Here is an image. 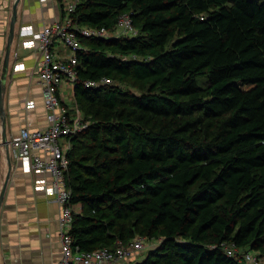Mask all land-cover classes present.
Masks as SVG:
<instances>
[{
  "label": "trees",
  "instance_id": "16d2710c",
  "mask_svg": "<svg viewBox=\"0 0 264 264\" xmlns=\"http://www.w3.org/2000/svg\"><path fill=\"white\" fill-rule=\"evenodd\" d=\"M126 13L137 36L77 54L91 123L67 154L73 245L141 237L159 243L132 264H246L264 254V0H81L71 16L113 31Z\"/></svg>",
  "mask_w": 264,
  "mask_h": 264
},
{
  "label": "crops",
  "instance_id": "0c3cea01",
  "mask_svg": "<svg viewBox=\"0 0 264 264\" xmlns=\"http://www.w3.org/2000/svg\"><path fill=\"white\" fill-rule=\"evenodd\" d=\"M13 1L0 0V83ZM63 5V0H20L17 5L9 68L0 98V191L9 173L0 204V264H54L61 256L60 207L52 196L36 188V180L44 179L43 185L50 186L52 179L49 175L24 172L9 142L22 127L36 130L48 125L37 77L41 52L23 47L20 29L31 26L38 31L50 26L62 18ZM54 51L60 57L68 55L67 48L58 42L54 44ZM59 92L69 112L74 114L78 108L74 89L65 85ZM28 102L34 106L28 107ZM81 209L80 205H73L75 214L81 213Z\"/></svg>",
  "mask_w": 264,
  "mask_h": 264
},
{
  "label": "built area",
  "instance_id": "2783aa9c",
  "mask_svg": "<svg viewBox=\"0 0 264 264\" xmlns=\"http://www.w3.org/2000/svg\"><path fill=\"white\" fill-rule=\"evenodd\" d=\"M64 1H66L64 3ZM63 16L48 27L34 30L31 26H23L19 35L26 49H38L41 56L37 62L38 82L42 87L43 106L47 113L48 125L45 129L29 130L22 127L10 140L14 156L20 160L23 171L35 175H49L50 186H44L43 180H36V188L42 189L52 196L60 207L59 241L61 256L54 264H127L143 249V238L135 237L128 244L118 242L110 248L92 251H81L73 245L70 230L74 221L73 205L70 202L71 192L66 183L68 170V152L71 140L88 128L89 123L83 118L79 109L71 114L59 92L63 86L73 88L77 80V54L83 49L81 39H111L120 35L134 33L131 13L117 18L115 29L110 31L104 27H90L76 23L71 14L75 11L79 0H63ZM58 42L68 50V55L60 57L54 51ZM86 87L95 88L112 84L110 78L103 77L99 81H86ZM33 107V102H28ZM229 256L235 255L236 249L226 248ZM241 260L246 264H260L254 252H245ZM132 259V260H133Z\"/></svg>",
  "mask_w": 264,
  "mask_h": 264
},
{
  "label": "rangeland",
  "instance_id": "374dc122",
  "mask_svg": "<svg viewBox=\"0 0 264 264\" xmlns=\"http://www.w3.org/2000/svg\"><path fill=\"white\" fill-rule=\"evenodd\" d=\"M81 0H79L80 2ZM66 1H64L65 3ZM138 34V31L135 29L134 33H131L129 35H126L128 37H134V36H137ZM206 80L205 78H199L198 79V85H200L201 87H204L206 85ZM121 85L124 87V89L134 93V94H139L142 90H143V86L141 85V83L137 82L136 80L134 79H125L124 81L121 82ZM83 118L88 121V123L90 124L91 121L88 117H86L83 113ZM79 150H76V152H78ZM159 243V241L157 240H152V241H148L146 239L143 238V249L136 255V258L135 259H131V261H128L127 264H132L138 260H140L146 253L149 249L157 246V244ZM257 255H259L258 259H259V262L260 264H264V254H261V253H257Z\"/></svg>",
  "mask_w": 264,
  "mask_h": 264
},
{
  "label": "water",
  "instance_id": "95a60500",
  "mask_svg": "<svg viewBox=\"0 0 264 264\" xmlns=\"http://www.w3.org/2000/svg\"><path fill=\"white\" fill-rule=\"evenodd\" d=\"M20 0H14L13 4H12V17H11V21H10V26H9V34H8V39H7V47H6V53L4 56V61H3V73H2V80L0 83V98L2 96V92L4 90V84H5V79H6V75L8 72V68H9V53H10V47L15 35V21H16V16H17V5L19 3ZM2 100V99H1ZM1 109L3 110V106H1ZM2 112V111H1ZM3 115V120H2V124H4L5 122V118H4V113L2 112ZM8 177H9V173L6 176L5 182L2 186V189L0 191V204L2 202L5 190H6V185H7V181H8Z\"/></svg>",
  "mask_w": 264,
  "mask_h": 264
},
{
  "label": "bare ground",
  "instance_id": "6f19581e",
  "mask_svg": "<svg viewBox=\"0 0 264 264\" xmlns=\"http://www.w3.org/2000/svg\"><path fill=\"white\" fill-rule=\"evenodd\" d=\"M75 88V86L73 87V89Z\"/></svg>",
  "mask_w": 264,
  "mask_h": 264
}]
</instances>
